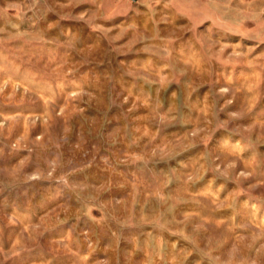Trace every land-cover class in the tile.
<instances>
[{"label":"rangeland","instance_id":"obj_1","mask_svg":"<svg viewBox=\"0 0 264 264\" xmlns=\"http://www.w3.org/2000/svg\"><path fill=\"white\" fill-rule=\"evenodd\" d=\"M0 264H264V0H0Z\"/></svg>","mask_w":264,"mask_h":264}]
</instances>
